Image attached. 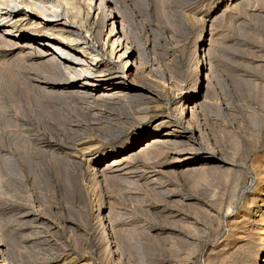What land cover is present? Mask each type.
<instances>
[{"label":"rangeland","instance_id":"1","mask_svg":"<svg viewBox=\"0 0 264 264\" xmlns=\"http://www.w3.org/2000/svg\"><path fill=\"white\" fill-rule=\"evenodd\" d=\"M115 2L130 80L0 42L2 264H264V0Z\"/></svg>","mask_w":264,"mask_h":264},{"label":"bare ground","instance_id":"2","mask_svg":"<svg viewBox=\"0 0 264 264\" xmlns=\"http://www.w3.org/2000/svg\"><path fill=\"white\" fill-rule=\"evenodd\" d=\"M116 5L115 0H0V42L10 47L17 45L20 52L25 45L34 46L51 55V71L66 67L74 74L88 75L87 86L95 84L93 76L101 72H97L99 67L110 64L117 65L123 77L130 80L138 51L128 42L126 20ZM33 31L42 38L33 37ZM95 87L100 89L98 99L130 94L113 83ZM187 107L193 111L194 106ZM260 235L263 248L264 224ZM4 256L0 249V262ZM260 261L264 262V258Z\"/></svg>","mask_w":264,"mask_h":264}]
</instances>
